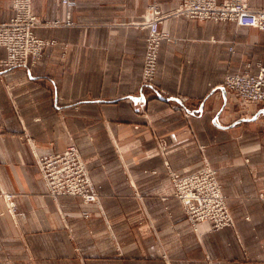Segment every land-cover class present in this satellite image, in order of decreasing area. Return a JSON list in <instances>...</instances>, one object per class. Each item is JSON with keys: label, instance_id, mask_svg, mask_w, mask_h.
<instances>
[{"label": "crops", "instance_id": "1", "mask_svg": "<svg viewBox=\"0 0 264 264\" xmlns=\"http://www.w3.org/2000/svg\"><path fill=\"white\" fill-rule=\"evenodd\" d=\"M12 1L0 0V23L13 16ZM71 1L32 0L40 20L71 24L34 28L56 41L35 66L0 67V264H264V103L240 109L232 93L213 88L264 68V32L166 19L160 30L170 39L152 87H143L147 31L133 23L154 2L167 11L181 0ZM175 104L190 116L170 112ZM70 143L98 204L47 193L36 155ZM205 162L217 170L234 227L203 222L193 232L172 196L169 172L187 175Z\"/></svg>", "mask_w": 264, "mask_h": 264}, {"label": "built area", "instance_id": "2", "mask_svg": "<svg viewBox=\"0 0 264 264\" xmlns=\"http://www.w3.org/2000/svg\"><path fill=\"white\" fill-rule=\"evenodd\" d=\"M59 2L66 6L72 4L71 0ZM12 11L11 19L0 23V48L6 53L4 58H0V67L30 69L41 59L43 51L56 42L37 37L34 28L43 25L44 27L70 25L71 22L69 19L63 23L40 20L32 12V0H13ZM176 17L214 22L230 21L241 33L264 32V5L252 7L249 0H181L175 8L167 11L162 10L154 2L148 6L142 18L133 23L138 29L147 31L141 75L143 87H152L160 45L162 41L170 39L168 33L160 30V25L164 20ZM221 87L235 96L236 105L240 109H246L253 103H264V68L261 67L256 74H228L221 85L213 88ZM172 108L170 112L180 109L185 115L190 116V111L178 104ZM36 156V164L48 195L53 198L71 196L81 199L84 203L98 204L97 188L74 144H68L61 153ZM169 173L173 188L172 196L181 203L187 221L195 232H198V226L203 222H208L212 231L234 227L233 217L227 199L222 193L215 168L205 162L203 167L194 173L187 175H179L173 171ZM4 198L8 202L9 211L13 213L14 204L9 202L11 195L5 194Z\"/></svg>", "mask_w": 264, "mask_h": 264}, {"label": "water", "instance_id": "3", "mask_svg": "<svg viewBox=\"0 0 264 264\" xmlns=\"http://www.w3.org/2000/svg\"><path fill=\"white\" fill-rule=\"evenodd\" d=\"M220 90H221L222 92L225 91L224 88H222V87L220 88ZM139 98H140V100H141L143 97H139ZM139 98H138V99H139ZM130 100L135 102L137 99H136V98H131ZM214 123L216 124V120H214Z\"/></svg>", "mask_w": 264, "mask_h": 264}, {"label": "rangeland", "instance_id": "4", "mask_svg": "<svg viewBox=\"0 0 264 264\" xmlns=\"http://www.w3.org/2000/svg\"><path fill=\"white\" fill-rule=\"evenodd\" d=\"M238 113V112H237ZM192 229V228H191ZM192 231L194 232V230L192 229Z\"/></svg>", "mask_w": 264, "mask_h": 264}]
</instances>
